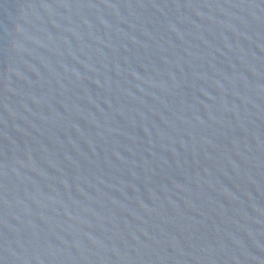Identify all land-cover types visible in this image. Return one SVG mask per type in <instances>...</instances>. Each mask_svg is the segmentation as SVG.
Segmentation results:
<instances>
[{"label": "water", "instance_id": "obj_1", "mask_svg": "<svg viewBox=\"0 0 264 264\" xmlns=\"http://www.w3.org/2000/svg\"><path fill=\"white\" fill-rule=\"evenodd\" d=\"M0 264H264V0H0Z\"/></svg>", "mask_w": 264, "mask_h": 264}]
</instances>
